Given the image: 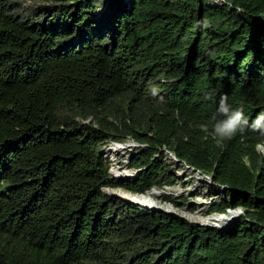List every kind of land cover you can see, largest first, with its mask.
Returning <instances> with one entry per match:
<instances>
[{
    "label": "trees",
    "instance_id": "1",
    "mask_svg": "<svg viewBox=\"0 0 264 264\" xmlns=\"http://www.w3.org/2000/svg\"><path fill=\"white\" fill-rule=\"evenodd\" d=\"M221 99L248 124L217 143ZM259 116L264 0H0V264H264ZM127 138L142 171L116 182L101 149ZM163 146L227 187L209 213L241 217L209 228L102 191L176 184Z\"/></svg>",
    "mask_w": 264,
    "mask_h": 264
},
{
    "label": "clouds",
    "instance_id": "2",
    "mask_svg": "<svg viewBox=\"0 0 264 264\" xmlns=\"http://www.w3.org/2000/svg\"><path fill=\"white\" fill-rule=\"evenodd\" d=\"M214 1L215 2L213 4L220 2V0L219 1L214 0ZM96 11H98V10H96ZM96 11L94 12L95 14H96ZM151 94L153 96H156L157 95V89L153 88L151 90ZM212 120H213L212 133H213L214 137L217 139V143H220L225 139L230 140L238 131H243L244 126H246L248 124V121L245 118L243 111L240 109H233L232 106L230 104H228L225 99H221V101L219 102L215 113H213ZM89 121H90V119H88L86 122H89ZM253 128L255 130H258L262 135H264V116H259L255 120V122L253 124ZM112 145H117V147H118L117 155H114L115 154L114 152H112L111 150H108L110 148V146H112ZM107 147H109V148L107 149ZM146 147H147V144L136 141L132 138H127L124 141L110 140V141L104 143L102 146L101 152H102V156L104 158H106L107 160H109V162H108V165H109L108 173H109L110 177L113 180H115L116 182H123V181H127L131 178L136 177L137 174L142 171V169L141 168L140 169L132 168L130 166V163H131L132 158L134 156L139 155V153L141 151H143ZM162 150H163L162 153L164 154L163 156H160V154H155L152 159L155 160L156 162H158V161H160L161 158L163 160H164V158H167V159H169V161H168L169 163L166 160H164V161L167 164H169V166L171 165L172 168H177V169L181 168L183 170L193 171L195 173V176L198 179V181H205V182L210 181L214 186H216L219 194L224 192L229 196L226 186L214 184L212 181V178L210 176L203 174L198 170H194V168L188 166L184 161L179 160L175 156V154L173 152H171L170 150H168L165 146L162 147ZM257 150L259 152H261L262 154H264V145L258 144ZM127 151H129V152L126 153ZM119 153H121L122 155H125V159L122 160L121 163H119V161L121 160L118 158ZM115 156H116V158H114ZM119 165H123L125 167H120ZM112 170H115L118 173L126 172V174L124 176L125 177L124 180H118L116 178V176L113 175ZM169 172H170V168H169ZM170 173H173L174 176H176L177 183H178L180 176H177L174 172H170ZM177 183L174 185H164L161 188L152 187L149 190H147L145 193H139V194L145 195V194H148L149 192H151V193L152 192H164L163 189H165V188L168 189L171 186L177 185ZM106 189L123 190V191L128 192L130 195H134V196L137 195L136 193L135 194L131 193L127 190H124L121 187H116V188H105L104 187V188H102V191H104L108 195H109V193L106 191ZM166 197H168V196H166ZM123 200L128 201L126 199H123ZM164 201H167V200H164ZM128 202H130V201H128ZM168 202H170V201H168ZM131 203H133V202H131ZM135 204H137V203H135ZM137 205H140V204H137ZM140 206H142V205H140ZM170 206L173 207L172 205H170ZM143 207L145 208V206H143ZM149 207L151 208L152 206H149ZM184 208H187V207H184ZM147 210H158V209H149L148 208ZM176 210H178V209H176ZM233 210L234 209H231V210L227 209L226 211H227V213H229L230 211L233 212ZM159 211H163V210H159ZM163 212H165V211H163ZM165 213H167V212H165ZM177 213L178 212L167 213V214H173V215H177V216L182 215L180 213H178V214ZM218 214H224V213H213V215H218ZM179 217H181V216H179ZM181 218L189 221L190 223H195V222H192L191 220H189L185 216L181 217ZM196 224H198V223H196ZM199 225H201V224H199ZM201 226H205V225H201ZM205 227H207V226H205ZM209 228H211V227H209ZM220 229H223V228H220Z\"/></svg>",
    "mask_w": 264,
    "mask_h": 264
},
{
    "label": "rangeland",
    "instance_id": "3",
    "mask_svg": "<svg viewBox=\"0 0 264 264\" xmlns=\"http://www.w3.org/2000/svg\"><path fill=\"white\" fill-rule=\"evenodd\" d=\"M214 2V0H211V3ZM97 13L98 11H96V14ZM128 152L129 151H127L126 153ZM118 155V158L121 159L119 163H121V161L125 159V155H122L121 153H119ZM114 158H116V156ZM164 160H166L167 162L169 161V159L167 158H164ZM119 166L125 167L123 165ZM170 172H174L177 176H180L179 181L177 185L171 186L168 189H163L164 192H162L161 195H153L155 200H157L161 204H170L178 210H182L184 207H187L184 209H187L190 214L200 213L201 217L207 218L213 215V213L211 214L208 211L211 206L221 203L223 200H229V196L224 192L219 194L216 186H214L208 179L207 180L210 183L205 181H198L193 171H185L181 168H172V166L170 165ZM166 196H168L172 201H175V203H177V201L182 202V200H186V202L183 205H174L171 201H164V198ZM241 210L242 209H240V207L233 210V220H237L241 217V215H239L242 213Z\"/></svg>",
    "mask_w": 264,
    "mask_h": 264
},
{
    "label": "bare ground",
    "instance_id": "4",
    "mask_svg": "<svg viewBox=\"0 0 264 264\" xmlns=\"http://www.w3.org/2000/svg\"><path fill=\"white\" fill-rule=\"evenodd\" d=\"M99 13H101V10L100 11L98 10L97 14L100 15ZM108 148L109 147H107V149ZM108 150H111L112 152L115 153L114 155H117L118 147L117 145H112L110 146ZM112 173L114 176H116L118 180H124L125 178L124 176L126 174V172L118 173L115 170H112ZM108 191L115 195H120V197H124L126 198V200L133 202V203H139V204H142L143 206L159 207V208L166 209L170 212H178L182 214L183 216L187 217L192 222L202 224V225H205L211 228H218V229L223 228L224 229L233 220L234 212H231V211L229 213L211 215L205 218V217H201L200 213L190 214V212L187 209L176 210V208L174 209V207H171L170 205L160 204L157 200H155L153 195H161L162 192H152V193L149 192L148 194H145L143 196L135 197L134 195H130L128 192L123 191V190H117V189L110 190L109 189Z\"/></svg>",
    "mask_w": 264,
    "mask_h": 264
},
{
    "label": "water",
    "instance_id": "5",
    "mask_svg": "<svg viewBox=\"0 0 264 264\" xmlns=\"http://www.w3.org/2000/svg\"><path fill=\"white\" fill-rule=\"evenodd\" d=\"M109 189H106V191L109 193V195L110 196H112V197H118V198H122V199H126V198H124V197H120V195H115V194H113V193H110L109 191H108ZM110 190H113V189H110ZM137 196H143L142 194H137L135 197H137ZM137 204H139V203H137ZM140 205H142V204H140ZM143 206V205H142ZM145 208L146 209H158V210H163V211H165V212H167V213H175V212H170V211H168V210H166V209H162V208H159V207H149V206H145ZM178 214V213H177ZM179 216H181V217H184L183 215H179ZM202 225V224H201Z\"/></svg>",
    "mask_w": 264,
    "mask_h": 264
},
{
    "label": "built area",
    "instance_id": "6",
    "mask_svg": "<svg viewBox=\"0 0 264 264\" xmlns=\"http://www.w3.org/2000/svg\"><path fill=\"white\" fill-rule=\"evenodd\" d=\"M216 1H219V0H216Z\"/></svg>",
    "mask_w": 264,
    "mask_h": 264
}]
</instances>
